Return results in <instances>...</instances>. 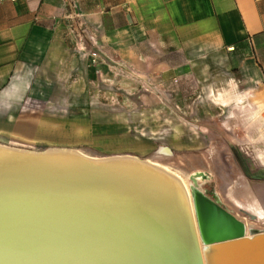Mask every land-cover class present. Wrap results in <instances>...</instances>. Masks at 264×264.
Here are the masks:
<instances>
[{"label": "crops", "instance_id": "1", "mask_svg": "<svg viewBox=\"0 0 264 264\" xmlns=\"http://www.w3.org/2000/svg\"><path fill=\"white\" fill-rule=\"evenodd\" d=\"M140 79L168 96L190 81L233 103L264 91V0H0V144L107 136L90 126L116 117L106 92ZM260 109L242 113L254 123Z\"/></svg>", "mask_w": 264, "mask_h": 264}, {"label": "bare ground", "instance_id": "2", "mask_svg": "<svg viewBox=\"0 0 264 264\" xmlns=\"http://www.w3.org/2000/svg\"><path fill=\"white\" fill-rule=\"evenodd\" d=\"M183 181L149 159L0 144V264H264L208 256Z\"/></svg>", "mask_w": 264, "mask_h": 264}, {"label": "rangeland", "instance_id": "3", "mask_svg": "<svg viewBox=\"0 0 264 264\" xmlns=\"http://www.w3.org/2000/svg\"><path fill=\"white\" fill-rule=\"evenodd\" d=\"M145 79L127 82L121 92H106L105 110L116 117L90 126H104L107 136L92 137L90 132L89 139L56 148L92 157L133 156L167 166L183 177L188 194L193 185L215 196L246 225L264 230V91L235 92L242 96L233 103L232 93L190 81L168 96ZM255 103L262 109L253 123L242 111ZM160 148L171 154L156 155Z\"/></svg>", "mask_w": 264, "mask_h": 264}, {"label": "water", "instance_id": "4", "mask_svg": "<svg viewBox=\"0 0 264 264\" xmlns=\"http://www.w3.org/2000/svg\"><path fill=\"white\" fill-rule=\"evenodd\" d=\"M201 177L204 178L203 175ZM191 196L200 239L207 248L209 257L223 260L227 256L230 260L238 259L242 263L264 260V233L245 236L244 223L231 214L219 201H212L196 188L191 190Z\"/></svg>", "mask_w": 264, "mask_h": 264}, {"label": "flooded vegetation", "instance_id": "5", "mask_svg": "<svg viewBox=\"0 0 264 264\" xmlns=\"http://www.w3.org/2000/svg\"><path fill=\"white\" fill-rule=\"evenodd\" d=\"M244 171V170H243ZM203 193V192H202ZM204 194V193H203ZM206 197L210 198L212 201H219L215 196L209 195V194H204ZM220 202V201H219ZM221 204V203H220ZM222 205V204H221ZM224 206V205H222ZM225 207V206H224ZM232 213V212H231ZM234 215V214H233Z\"/></svg>", "mask_w": 264, "mask_h": 264}, {"label": "built area", "instance_id": "6", "mask_svg": "<svg viewBox=\"0 0 264 264\" xmlns=\"http://www.w3.org/2000/svg\"><path fill=\"white\" fill-rule=\"evenodd\" d=\"M90 57L92 59V62H95V60L98 57L97 52H95V51L91 52Z\"/></svg>", "mask_w": 264, "mask_h": 264}]
</instances>
